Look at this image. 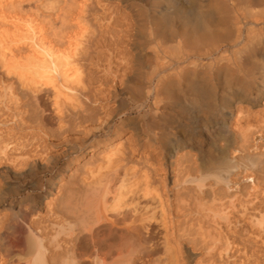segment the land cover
I'll return each mask as SVG.
<instances>
[{"label":"bare ground","instance_id":"1","mask_svg":"<svg viewBox=\"0 0 264 264\" xmlns=\"http://www.w3.org/2000/svg\"><path fill=\"white\" fill-rule=\"evenodd\" d=\"M0 264H264V0H0Z\"/></svg>","mask_w":264,"mask_h":264},{"label":"rangeland","instance_id":"2","mask_svg":"<svg viewBox=\"0 0 264 264\" xmlns=\"http://www.w3.org/2000/svg\"><path fill=\"white\" fill-rule=\"evenodd\" d=\"M15 210H17V209H15Z\"/></svg>","mask_w":264,"mask_h":264}]
</instances>
